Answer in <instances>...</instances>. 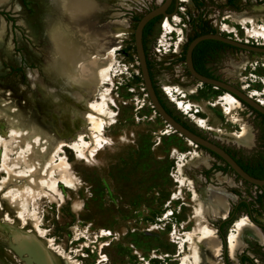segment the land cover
I'll return each mask as SVG.
<instances>
[{
	"label": "rangeland",
	"instance_id": "374dc122",
	"mask_svg": "<svg viewBox=\"0 0 264 264\" xmlns=\"http://www.w3.org/2000/svg\"><path fill=\"white\" fill-rule=\"evenodd\" d=\"M179 1L190 5L186 9L190 36L198 28V13L192 0ZM232 2L203 0L200 5L207 14L218 9V17L233 10L221 26L229 23L246 28L250 37L264 41V9H252L259 4L246 7L241 0ZM159 3L93 0L87 12L79 8L94 30L78 33L82 41L77 48L86 52L81 59L95 71L96 82L86 85L87 100L74 91L76 101L87 109L64 145L49 131L55 144L40 137L33 142L24 140L5 111L10 100L26 91L41 101L42 93L36 87L39 78L43 87H54L44 70L49 58L44 31L54 14L52 0H0V97H6L0 101V264H26L9 246L24 238L35 239L49 256L54 252L68 264H204L197 239L203 234L217 242L212 254L216 263L212 264H264V194L229 168L220 169L221 160L172 131L149 103L131 30L147 8ZM242 12L250 13L234 16ZM160 20L145 39V54L152 73L159 71L155 82L166 107L203 135L223 140L219 144L246 166L264 161V123L256 113L241 121V111L247 110L240 101L230 103L226 110L227 104L218 103L225 92L190 82L184 73L176 74L177 63L155 60ZM173 20L178 23L177 16ZM175 27L166 33L177 34L181 41L184 31ZM89 36H94V44ZM162 36L160 44L167 51L168 34ZM66 42L61 53L68 59L72 43L68 37ZM233 66L238 69L240 63L234 61ZM79 80L75 79L76 85ZM56 111L61 114L60 108L43 111L48 122L54 123L59 116ZM75 114L80 119L79 109ZM89 116L103 119L101 130L94 128ZM231 125L239 128L233 130ZM245 131L251 140L240 144L236 135ZM49 144L53 145L47 151ZM42 153L46 158L40 161L35 155ZM209 184L232 194L226 217L204 213L199 190ZM28 222L34 226V235L22 230L31 231ZM243 222L259 226L263 238L242 233L243 239L238 240L237 223ZM6 248L12 251L13 260L3 256ZM244 254L253 263H241Z\"/></svg>",
	"mask_w": 264,
	"mask_h": 264
},
{
	"label": "bare ground",
	"instance_id": "6f19581e",
	"mask_svg": "<svg viewBox=\"0 0 264 264\" xmlns=\"http://www.w3.org/2000/svg\"><path fill=\"white\" fill-rule=\"evenodd\" d=\"M159 1L160 3L163 2V0H158V2ZM92 2L93 0H52L51 10L54 11V14L52 17L49 18L48 21H46L47 25L45 28L46 30L44 31L45 37H46V43L48 44L47 51L49 55V58L47 59V63H45L44 65V68H45L44 70L48 78H50V80L53 81L54 87L53 86H52L53 88L48 87L49 89H47V87H43V85H41L42 81L39 78L37 79L39 83L36 81L37 83L36 87H38L42 93L43 98L41 101L35 100L32 94L26 91L22 93V95L21 94L18 95L20 100L17 98L15 99L13 98L5 106V111L7 114V118H9V122L13 125V127L17 131L21 132V137L24 140L26 139L29 142H33L35 137H40L44 140H47V143L52 142L53 144H55L57 141L55 137H57L61 140V142H63L64 145H68L69 141L71 140V139H68L67 137L69 135L70 130H72V128L78 125L79 120H83V113L87 108L85 107L84 103L76 101V96H74V91H78L79 96H82V95L86 96V100H87L90 94L88 91L86 92L85 90L86 85L90 83L91 84L95 83L96 75L94 73L95 71H92V69L86 67L85 64L82 62V59H81L82 54L86 52L84 51L80 52V50L77 48V46L80 45L82 41L81 37L78 36V33L81 34L85 29L94 30L93 29L94 27L92 28V26L90 25L91 23L87 21L86 17L82 16L84 12L80 13L81 11H79V8L83 7V9H86V12H87L90 8L88 4ZM183 3H188V2H183ZM252 9L263 10L264 3L259 4L258 6H254L252 7ZM249 13L246 14L242 12L240 14H234V16L236 15V17L237 16L239 17L240 15V17H245L249 15ZM262 15H264V13ZM47 16H44V17L46 18ZM175 17L176 15L174 16V18ZM164 26L166 29H170L171 31L177 29L174 26V24L171 23L170 20L168 21L165 20ZM178 30L181 31L180 29ZM66 37H68L72 43L71 49H70L71 56L68 59L63 58L62 53H61V49L64 48V46L67 44ZM89 41H90V44L91 43L94 44L95 42L94 36H89ZM179 43H181V41H179ZM98 57H101V56H98ZM236 66L238 65L236 64ZM77 78L80 79L79 85L77 84L79 88L76 87L77 85H76L75 79ZM0 90H1V87H0ZM90 93H93V92H90ZM4 98H6L4 95L3 97H0V101H2ZM237 101L239 100L235 96H233L232 94L228 92H225L224 95L219 97L218 103L222 105L227 104L228 106L226 108L227 110L230 107L229 106L230 103L237 102ZM54 108L56 109L60 108L61 114L56 111V115H59V116L54 119V123H50L46 120V116L45 114H43V111H46L48 109H51L52 111H54ZM75 109H79L80 116H81L80 119L79 117L76 116ZM54 115H55V112H54ZM87 118H89V120L92 122V125L94 126L95 129L97 130L102 129L104 122L101 117L89 116ZM48 131L52 132L55 137L49 134ZM248 133L249 132H246V131L238 133L236 135L237 141L240 144H248V142H250L251 140L248 136ZM13 137L14 139L17 138L14 136V134H13ZM188 142L190 144H194L193 142L189 140ZM53 144H49V146H47V151L51 149ZM35 156L40 161H43L46 158L45 153L38 154ZM199 191H200L199 194L201 196V200L203 203V211L205 214H207L208 216H213V215L220 216V217L227 216L228 203H229L228 198L232 197V194L227 192L225 188L215 187L212 184H209L208 186H206L205 190L202 188ZM31 224H32L31 222L30 223L28 222V226L31 231H28L25 229H22V230L25 231L27 234L34 235V232H33L34 226L33 224L32 225ZM258 227H256L250 222H248L247 224L237 223V228H239L241 231V234L237 237L238 240L243 239L242 233H249V235L252 236L254 239H262L263 234H262V231ZM210 236L203 234L200 238H197V239H200L198 243L200 246L201 255L203 257L204 264L216 263L215 259L212 257V254H214V247L216 246L217 242L214 240V238ZM218 239L220 240V238ZM32 240L36 241L35 239H32ZM36 242L38 243V241ZM38 245L43 249L40 243H38ZM46 249L49 251V253L52 252L51 251L52 248L49 247ZM5 251L6 253L4 252L3 254L5 259L7 261L13 260L12 257L14 256H13L12 251L8 248H6ZM10 253L12 254V257H10ZM44 253L46 256L47 264H68L64 258L58 257L56 254H54V252H52L53 254H50V256L45 251Z\"/></svg>",
	"mask_w": 264,
	"mask_h": 264
},
{
	"label": "water",
	"instance_id": "95a60500",
	"mask_svg": "<svg viewBox=\"0 0 264 264\" xmlns=\"http://www.w3.org/2000/svg\"><path fill=\"white\" fill-rule=\"evenodd\" d=\"M174 3V8L172 11H168L170 5ZM178 7V0H163L162 3L155 5L151 9L143 13V15L138 19L134 29L131 30L133 33V41L135 47V53L137 57V62L139 64V71L143 80L144 89L146 95L148 96L149 103L153 107L157 115H159L163 121L168 125L172 131L179 134L183 138L193 142L196 146L201 149L212 152L216 154L221 161L229 167L236 176L240 177L245 182H248L251 185H256L260 188H264V179L256 178L246 172L241 165L234 159V157L219 143L207 138L205 135L200 133L199 130L194 131L189 127L183 125L178 121L173 114L169 113L165 107L162 105L158 94L153 86L150 71L147 63V58L145 54V49L142 42V34L145 25L153 18L157 16H170L174 14ZM204 39H216L227 44L249 49L258 53H264L263 46L257 45H247L243 43L236 42L231 39H227L219 35L218 33H208L196 36L193 38L186 46L185 51V65L191 77H193L197 82L204 85H210L217 89H223L225 92H228L235 96L239 101L244 102L256 112L264 116V107L259 105L253 99L249 98L246 94L235 88L234 86L208 76L199 74L193 66L192 63V52L196 45ZM226 219H222L218 224V230L220 231V224ZM222 240V248L225 253V237H220ZM10 248L26 263V264H47L46 256L43 249L38 245V243L32 239H22V241L14 243H9Z\"/></svg>",
	"mask_w": 264,
	"mask_h": 264
},
{
	"label": "flooded vegetation",
	"instance_id": "af4514ba",
	"mask_svg": "<svg viewBox=\"0 0 264 264\" xmlns=\"http://www.w3.org/2000/svg\"><path fill=\"white\" fill-rule=\"evenodd\" d=\"M263 1V0H262ZM264 3V2H263ZM208 12H206L207 14ZM208 33H218L224 38L234 40L239 43L252 45L250 43V40L247 38L245 32L241 28H237L236 34H229L226 32H221L218 28H214L211 26L210 19H207V16L203 18V15H199V22H198V28L195 29V32H193L189 38L187 43L183 47V55L182 59L185 61V51L187 44L196 36L208 34ZM264 47V46H263ZM192 52V63L194 66V69L201 75L216 78L219 80H222L241 92L245 94L247 87L243 88L242 83L243 82H250L253 81L252 77L250 76L251 72H254L257 76H264V68L261 67L260 63L262 62V59L264 57V53H258L249 49L245 48H239L230 44H227L225 42H222L220 40L216 39H204L201 40L196 47L194 48ZM241 62L244 66L238 70H235L233 67V62ZM254 61H257L258 65L255 67H250V64ZM149 64V63H148ZM150 71V77L153 83V86L156 91H158V83L155 82V77L159 75V71H157V74H153L151 71V68L149 67ZM186 75V77L190 78V82L194 81L197 82L191 75L189 74V71L186 68V65L182 71ZM254 83L250 86L256 87L260 91L263 90V86L259 80L253 81ZM210 86V85H209ZM212 87V86H211ZM218 91L225 92L223 89H218ZM242 116H240L241 121H246L249 118V115L242 110ZM241 115L240 111L237 112V115ZM258 115V118L260 122L264 123V116L260 115L258 112L256 113ZM244 123V122H243ZM239 128V125H231V129L237 130ZM217 142V141H216ZM219 143V142H217ZM234 159L241 165V167L244 169V166H246L244 163H242L235 154H233L231 151H228ZM217 166H220L219 164ZM222 170L227 167L224 163L222 164ZM216 168V167H215ZM230 169V168H229ZM231 170V169H230ZM245 170V169H244ZM247 172V171H246ZM256 173V171H254ZM261 227L263 225L261 223H258ZM264 228V227H263ZM261 228V229H263ZM264 231V230H263Z\"/></svg>",
	"mask_w": 264,
	"mask_h": 264
},
{
	"label": "built area",
	"instance_id": "2783aa9c",
	"mask_svg": "<svg viewBox=\"0 0 264 264\" xmlns=\"http://www.w3.org/2000/svg\"><path fill=\"white\" fill-rule=\"evenodd\" d=\"M216 1V0H215ZM203 0H197L196 1V4L197 6L194 5L193 3V0L191 2V5H193L196 9V12L198 13V17H197V20H196V26H198V22H199V15L202 14L203 15V18L205 17V15L207 16V19H210L211 21V26H213L214 28H218L221 32H226V33H229V34H236V30L237 28L229 23H226V27L223 28L221 25L223 19L225 16H227L230 12H232L233 10H225L223 11V15L218 17L219 16V10L216 9V10H213L212 13H209V14H206V10L204 11V8L205 6L204 5H200V3H202ZM222 4H227V0H221ZM262 0H241V4H247L245 5L246 7H250L251 5H257V4H262ZM157 5V4H155ZM187 6H190V5H187L186 3H183L181 1H178V7H177V10L174 14L170 15V16H163L161 19L163 20V22L161 23V29H162V33L160 32L159 33V36L157 37V40H156V48H155V53H154V58L157 62H163L165 65H168V64H176V74H183L182 71L185 67V61H183L182 59V55H183V47L184 45L187 43L188 41V38H189V35H188V31H190L189 29L187 30V25L189 24V16L188 14L186 13V9H187ZM149 8H147L148 10ZM174 15L177 16L178 18V23L176 21L173 20L174 18ZM160 20V21H162ZM168 21L170 20L172 24H174L175 26H179L182 31H184V35H182V40H181V43H177V41H179V37L177 34L175 35H172V34H169V33H166L167 32V29H165V26H164V21ZM178 24V25H177ZM160 29V30H161ZM247 38L250 40V43L252 45H257V46H264V41L262 40H258V37H250V33H247V29H243ZM163 34H168V43L170 44L167 48L168 50L166 51L163 46L160 44L161 43V39L163 38ZM177 44V45H176ZM240 63V68H242L244 65ZM258 63L257 61H254L253 63L250 64V67H255L257 66ZM261 67L264 68V57L262 59V62L260 63ZM178 67L180 68V72H177L178 71ZM234 67V66H233ZM235 70H238L236 69V67L234 68ZM250 76L252 77V80L254 81H257L259 80L263 86V90L260 91L259 89H257L256 87H252L250 86L251 84H253L254 82L253 81H250L249 83L248 82H243L242 83V87L246 88L247 87V90L245 92V94L253 99L255 102H257L259 105L263 106L264 107V76H257L254 72H251L250 73ZM176 77V75H175ZM183 77V76H182ZM181 77V78H182ZM242 103V106H243V109H246L247 110V114L250 115L252 113H257L253 108H251L250 106H248L247 104H245L244 102L240 101ZM207 138L211 139V140H215L217 142H220L221 144L223 143V140H220L219 138H217L216 136H212V135H205ZM213 137V139H212ZM254 186V188H258L259 189V192L262 193V188L256 186V185H252Z\"/></svg>",
	"mask_w": 264,
	"mask_h": 264
},
{
	"label": "trees",
	"instance_id": "16d2710c",
	"mask_svg": "<svg viewBox=\"0 0 264 264\" xmlns=\"http://www.w3.org/2000/svg\"><path fill=\"white\" fill-rule=\"evenodd\" d=\"M228 3L231 5L233 2L232 0H228ZM174 8V3L172 2V4L170 5V7L168 8V11H172ZM140 17H138L136 20H138ZM162 18V16H157L153 19H151L144 27L143 29V34H142V42H143V46H144V49H145V39L147 37V35L151 32V29L153 27V25L158 22L160 19ZM195 51V49H194ZM148 63V61H147ZM148 67H149V64H148ZM156 93L158 94V97L162 103V105L165 107V109L173 114L165 105V103L163 102V100L161 99V97L159 96V93L158 91H156ZM174 115V114H173ZM261 115V114H260ZM174 117L180 121L183 125L189 127L190 129L194 130V131H197L196 128H191L189 125H187L184 121H182L179 117L175 116ZM201 133V132H200ZM212 155H214L217 159L221 160L216 154L210 152ZM244 169L245 171H247L250 175L256 177V178H260V179H264V161H261L259 162L257 165H254V166H244ZM256 171V173L254 172ZM262 194H264V188H262ZM243 205L245 207H247V204L246 203H243ZM232 212H230L229 214H231ZM246 261H249L250 263H253V260L251 257H249L248 255L244 254L242 257H241V263H244ZM254 264V263H253Z\"/></svg>",
	"mask_w": 264,
	"mask_h": 264
}]
</instances>
